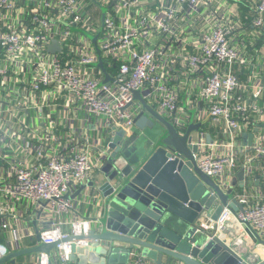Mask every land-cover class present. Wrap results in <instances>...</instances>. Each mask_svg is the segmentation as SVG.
<instances>
[{
  "label": "built area",
  "instance_id": "built-area-1",
  "mask_svg": "<svg viewBox=\"0 0 264 264\" xmlns=\"http://www.w3.org/2000/svg\"><path fill=\"white\" fill-rule=\"evenodd\" d=\"M18 1L0 0V59L6 61L4 67L0 66V75L5 76L13 64L26 67L33 90L49 87L64 91V95L80 104L87 119L100 116L113 132L119 128L127 132L134 125V117L141 109L133 96L135 90L165 113L181 133L191 118L193 122L205 117L213 122L225 120L228 139L207 141L203 129L196 131L195 137V131L191 132L192 142L197 145V166L220 186L237 167L245 175L258 165L253 161L264 154L261 143L254 144V152L241 159V148L235 139L241 123L248 122L249 109L262 111L256 105H248L237 93L241 82L235 65L246 63V58L231 44L230 27L218 21L209 26L207 23L204 28L195 27L198 18H191L190 13L203 0H153V8L142 5H151V0H24L26 4L20 8ZM25 7L29 14L27 22L20 17ZM93 7L104 9L102 21L93 15ZM252 14L253 25L261 26L264 0L254 4ZM179 15L188 18L187 25L177 22ZM187 28L193 32V51L185 45ZM95 34L103 64L116 65L114 73L107 70V82H103L102 73L95 72L98 55L90 40ZM52 39L58 40L61 53L47 50ZM177 56L188 77L204 72L201 79L197 78L199 88L190 100L191 109L185 111L179 109V86L169 84L168 72ZM246 87L253 96L262 97L264 80L256 76L248 80ZM52 137L53 132H48L39 142L27 141L35 162L14 164L9 171L14 181H0V228L17 245L36 233L41 242H56L48 253H38L36 264H72L73 244L85 246L88 241L70 236L87 235L98 216L77 213L66 194L93 178L108 150L99 148L97 155L92 156L90 140L84 137L82 143L67 145L64 154L48 153L46 146ZM233 196L243 204V211L224 206L216 219H202L199 227L220 234L225 222L232 219L238 231H245L249 248L256 249V240L249 232L253 230L264 239V199L245 206L248 195ZM19 206L33 210V215L47 210L53 220L41 228L23 226L15 209ZM8 252L9 246L0 241V257ZM126 264L148 263L144 257L136 256Z\"/></svg>",
  "mask_w": 264,
  "mask_h": 264
},
{
  "label": "water",
  "instance_id": "water-1",
  "mask_svg": "<svg viewBox=\"0 0 264 264\" xmlns=\"http://www.w3.org/2000/svg\"><path fill=\"white\" fill-rule=\"evenodd\" d=\"M96 38L97 35L92 37L98 55L96 64L104 73L103 82H107L109 75ZM47 50L60 51L58 40L52 39ZM133 96L141 104L134 125L140 129L149 127L153 135L129 140L123 128L114 130L110 151L98 168L103 181L98 186L92 180L87 183L98 193L95 199L101 215L87 235L70 236L88 241L85 246L73 244L70 260L82 252V264H126L131 252L138 250L157 264L175 260L183 264H264V254L259 248H249L245 231H238L234 220L228 219L220 234L199 227L202 219H216L224 206L234 211L244 209L231 191L225 192L197 166V145L192 142L191 132L208 117L198 122L191 118L181 133L139 90ZM209 137L207 134L208 140ZM243 173V169L237 173L240 181ZM216 199L219 202L213 207ZM251 232L264 247V240ZM36 240L32 246L18 247L0 257V264H14L24 254L48 253L56 245L41 242L38 233Z\"/></svg>",
  "mask_w": 264,
  "mask_h": 264
},
{
  "label": "crops",
  "instance_id": "crops-1",
  "mask_svg": "<svg viewBox=\"0 0 264 264\" xmlns=\"http://www.w3.org/2000/svg\"><path fill=\"white\" fill-rule=\"evenodd\" d=\"M156 1L157 0H155V2ZM257 1L258 0H203L198 9L190 13L191 18H198V21L195 23V27L197 28H204L207 23V26H209L217 21L224 26L230 27L231 44L246 58V63L235 65L237 76L241 82L240 86L237 88V93L242 95L243 100L248 105H256L262 111H256L255 109H251V107L249 109L248 122L246 124L241 123L239 129L235 131L236 143L241 148L238 151L241 159H243L245 155L254 152V144L261 143L264 147V93L262 97H256L253 96L246 87L248 80L256 76L264 80V21L261 26H255L252 23L253 7ZM150 2L151 5L143 2V7L153 8V0ZM25 4L26 2L24 0L18 1L19 8ZM91 5H93V3ZM17 10H15V13H17ZM21 13H23L20 16L22 21L27 22L29 19L28 7L21 10ZM92 13L95 17L98 15L99 20L102 21L104 9L100 10L93 7ZM177 22L180 23V25H187L189 21L188 18H183L179 15ZM74 29L76 30L78 28L76 27ZM95 35L90 36V40L94 46L95 43L92 37ZM184 38L186 39V48L189 51L195 50L193 32L189 28H187V34ZM152 40V43H154L156 38L153 37ZM165 44L167 46V43ZM171 47L172 44L170 45V48ZM61 51L62 48L60 51L55 52L61 53ZM174 61L175 62L171 64L168 72L170 76L169 84H176L179 86V109L181 111L190 110L191 108L188 109L190 100L199 88L197 78L201 79L204 72L198 71L188 77L185 73V67L182 65L178 56L174 58ZM5 65L6 61L0 59V66L4 67ZM104 67L106 72L107 70L111 73L116 71V65L114 64L109 66L104 65ZM95 72L104 75L99 66L95 68ZM136 101L140 103L139 100ZM156 107L155 109L159 111V108ZM159 113L166 119H169L165 113L160 111ZM205 118L201 120L198 119L202 121ZM198 119L194 122H198ZM104 124V118L102 119L100 116L87 119L85 111L81 108L80 104L64 95V91L56 92L49 87L33 90L30 86V75L26 67H21L16 64L9 66L6 75H0V181L6 182V184L14 181V177L9 172L14 164L20 162L31 164L35 162L34 151L26 146V142H39L41 138L47 136L48 132H53V137L46 146L48 153L57 152L59 154H64L67 145L76 142L82 143L84 137L90 140L92 156L97 155V150L102 147L106 148L109 153L110 139L114 132ZM200 129H203L206 133L207 141H219L229 138V131L223 119H219L218 122H213L208 118L207 122L202 124L199 129L193 130L195 131L193 132L194 137L197 135L196 131ZM152 131L153 130L149 127L140 129L133 125L127 130V134L128 137H130L129 140H132L131 137L135 139L142 136L146 137V135L152 136ZM207 134L210 136L209 140ZM131 144L132 142L129 143V145ZM140 147L143 148V144ZM253 162L258 165H254L251 171L245 175L243 174L242 181L237 177V173L240 170V168L237 167L234 172L229 175L230 177L227 176V182L220 183L221 186L219 185L225 192L231 191L233 195H248L250 199L245 206L264 199V154ZM101 165L100 163L98 168ZM98 168L91 179L96 182L97 186L103 181V174L99 172ZM215 181L217 182L216 179ZM88 182L82 184L85 186L80 191L79 188L82 185L72 187L69 192V197L77 213L82 216L95 215L100 217L101 213L95 199L98 193L96 190H93L91 186L87 185ZM1 198H4V196H1ZM218 202V199H216L213 207L216 206ZM15 209L18 210L20 214V221L23 226L30 225L32 227L36 226L37 228H41L53 220V215L47 210H43L41 213L36 212L33 215V210H26L25 207L19 206L15 207ZM238 229L241 228L238 227ZM246 229L248 230L247 227ZM249 233L253 240H256L252 235L253 233L251 231ZM0 241L6 243L10 251L18 247L32 246L37 243L36 236H34L24 237L19 242V245L14 244L9 240V237L3 233L1 228ZM255 245L256 248H259L261 253L264 254V247L262 244L258 243L256 240ZM38 253L39 252L21 255L16 258L14 264H36ZM80 254H82V252L76 253V257L72 260V264H82L81 261L85 258V255ZM136 256L144 257L148 264H157L151 258L141 255L138 250L131 252L130 260ZM3 264L12 263L8 261ZM87 264H91V262L88 261ZM170 264L183 263L175 260Z\"/></svg>",
  "mask_w": 264,
  "mask_h": 264
}]
</instances>
